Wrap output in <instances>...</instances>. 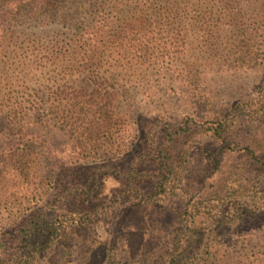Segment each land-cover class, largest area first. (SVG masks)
Listing matches in <instances>:
<instances>
[{"label":"rangeland","instance_id":"1","mask_svg":"<svg viewBox=\"0 0 264 264\" xmlns=\"http://www.w3.org/2000/svg\"><path fill=\"white\" fill-rule=\"evenodd\" d=\"M192 4L171 27L161 20L126 34L123 27L127 19L141 11L118 10V43L112 54L126 55L124 47L119 46L122 39L143 43L142 53L132 60L133 69L119 77L120 89L111 86V71L104 76L101 73L96 80L87 71L73 68L68 60L52 62L56 53L62 55L67 50L68 39L60 25L70 6L62 8L58 16H49L44 25L31 19L28 8L20 13V19L11 24L16 36L7 38L1 57L7 68L13 65L15 72H9L10 80L1 85L8 88L5 93L13 91L8 95L12 99L23 107L34 106L36 111L20 121L0 115V153L20 154L28 145L21 166L0 165V225H9L16 219L19 204L20 214L27 207H43L52 217L61 213L63 207L56 197L65 186L57 167L61 162L74 164L72 155L77 149L69 128L79 116L75 118L73 114L91 104L94 92L103 88L101 79L107 78L109 91L115 94L108 147L111 153H138L145 136L159 126L187 122V129H191L188 134H193L184 145L194 160L190 166L203 168L227 150L225 166L251 168L250 187H255L256 206L250 205L248 222L230 228L221 261L264 264V167L255 170L235 158L232 153L240 148L237 143L224 147L210 139L212 127L240 116L241 123H245L241 133L255 139L257 150L264 153V0H200ZM104 11L109 15V10ZM170 33L179 34L180 43L170 47L163 44L170 42ZM149 57L155 60L146 62ZM75 163L82 164L77 168L84 181L94 180L96 175L102 184L89 200L72 201L76 203L74 207L99 211L98 223L91 220L62 240L64 247L75 252L73 264H104L103 250L111 244L121 259L140 256L171 229L172 215L165 210L170 206H121L125 200L119 195L122 180L108 164ZM203 176L206 175L201 174L197 181ZM217 177L212 175L205 183L217 182ZM52 202L55 205L50 206ZM225 208L224 215H232L231 207ZM254 211L257 212L253 214Z\"/></svg>","mask_w":264,"mask_h":264},{"label":"trees","instance_id":"2","mask_svg":"<svg viewBox=\"0 0 264 264\" xmlns=\"http://www.w3.org/2000/svg\"><path fill=\"white\" fill-rule=\"evenodd\" d=\"M199 2L200 0H0V115L20 121L36 111L34 106L23 107L12 99L8 95L13 91L5 93L8 88L1 85L10 80V73L15 72L12 70L13 65L7 68L1 57L7 38L16 36L11 24L15 19H20V13L25 8L30 11L32 20L44 25L49 16H58L62 8L70 6L67 13L62 14L60 25L68 39L67 50L62 55L56 53L52 62L68 60L73 68L87 71L96 80L101 73L104 76L111 71L114 80L111 86L120 89L119 77L133 69L132 60L138 59L137 55L142 53L143 43L137 39H122L119 46L124 47L126 55L115 57L112 54L114 44L118 43L115 38V14L118 10L123 8L141 11L127 19L123 27V33L126 34L135 29L142 30L149 23L161 20H165L166 26L171 27L177 23L185 9H189L192 3L195 5ZM104 10H109V15H105ZM170 34V42L167 44L166 40L163 44L170 47L180 43L179 34ZM165 57L168 58L167 55ZM154 60V57H149L146 62ZM146 62L143 59V63ZM101 81L103 88L98 87V91L94 92L90 98L91 104L73 114L75 118L76 115L79 116L69 128L77 149L72 155L75 158L74 164L65 165L66 162H61L57 167L59 179L65 186L56 197V202L59 200L60 207H63L61 213L57 212L52 217L43 207H27L24 214H20L19 204L16 219L9 225H0V264H73L71 259L75 252L64 247L62 240L91 220L98 223L99 211L74 207L76 203L73 204L72 201L89 200L102 184V180L96 179V175L94 180L84 181L77 168V165L82 164L75 163L78 161L91 164L103 162L111 167L112 173H116L122 180L123 190L119 195L125 200L120 203L121 206H155L161 203L170 206L165 210L172 215L171 229L157 240L154 247L137 255L138 257L121 259L111 244L103 250L104 264H222L223 242L231 234L230 228L232 225L241 226L248 222L246 214L250 205L256 206V195H253L255 187H250L251 168L248 169L245 165L238 169L225 166L223 160L229 155L227 150L218 153L203 168L194 164L190 166L194 160L191 153L185 151L184 145L193 134H188L191 129H187V122L182 125L159 126L145 136L138 153H111L108 147L111 145V106L115 94L109 91L110 86L107 84L110 83L107 78ZM259 111L262 112V107ZM244 124L241 123L240 116L224 119L212 127L210 139L224 147L232 142L237 143L236 146L240 148L233 151V156L257 170L258 166L264 167V153L257 150L255 139L246 138L244 132L241 133L240 129ZM101 138L105 141H99ZM27 152L28 145L25 144L20 154L6 156L0 153V165L15 168L21 166ZM127 154L130 157L126 161ZM221 165L227 168L224 169ZM201 174L206 176L197 181ZM217 174V182L210 185L205 183L208 178ZM244 199L248 200L247 203ZM53 205V202L50 203V206ZM228 206L231 207L232 215L226 217L225 207ZM119 216H122L121 212Z\"/></svg>","mask_w":264,"mask_h":264}]
</instances>
